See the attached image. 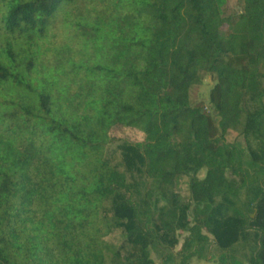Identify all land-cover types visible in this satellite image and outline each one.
<instances>
[{
    "label": "trees",
    "instance_id": "16d2710c",
    "mask_svg": "<svg viewBox=\"0 0 264 264\" xmlns=\"http://www.w3.org/2000/svg\"><path fill=\"white\" fill-rule=\"evenodd\" d=\"M228 1L0 0V264H264V0Z\"/></svg>",
    "mask_w": 264,
    "mask_h": 264
},
{
    "label": "rangeland",
    "instance_id": "374dc122",
    "mask_svg": "<svg viewBox=\"0 0 264 264\" xmlns=\"http://www.w3.org/2000/svg\"><path fill=\"white\" fill-rule=\"evenodd\" d=\"M238 0H229L228 5L225 8L227 15H237L239 13V4L237 3ZM216 83V78L208 74L206 72L201 73V82L195 85L191 90V103L195 105L200 102H204L210 109V92ZM210 113L213 117L218 120L219 117L217 113L210 109ZM239 132L232 131L229 135L231 140L237 139L246 149V151L250 154V145L247 139L243 135H239ZM113 136L117 138L126 139L129 141H142L144 139V134L130 128L125 127H117L112 131ZM254 146V143H251ZM107 156L112 163L120 167V169L124 170V162H123V155L122 150L116 146H112L108 148ZM205 172L201 173L203 177ZM212 243L207 253L205 259L193 258L189 261L188 264H220L219 258L222 254V251L217 246L214 236L210 234ZM186 234L179 235V244L175 247H170L167 244L159 243L158 246L151 248V257L155 261V264H183L182 263V255L180 254L181 247L184 242ZM107 240L115 245L118 249L121 250L122 256L126 258L128 256V252L130 250L129 245L127 244L126 240V233L123 229H116L108 238ZM236 255L239 256L245 263H248V258L250 254V249L248 243H242L238 245L236 248Z\"/></svg>",
    "mask_w": 264,
    "mask_h": 264
}]
</instances>
